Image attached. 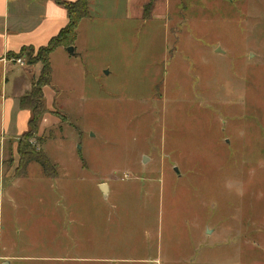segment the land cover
I'll return each mask as SVG.
<instances>
[{
  "label": "rangeland",
  "instance_id": "1",
  "mask_svg": "<svg viewBox=\"0 0 264 264\" xmlns=\"http://www.w3.org/2000/svg\"><path fill=\"white\" fill-rule=\"evenodd\" d=\"M89 3L75 41L80 97L63 87L77 73L54 60L65 126L16 139L61 177L51 194L4 206L0 254L9 264H264V0ZM5 153L17 170L18 151Z\"/></svg>",
  "mask_w": 264,
  "mask_h": 264
},
{
  "label": "crops",
  "instance_id": "2",
  "mask_svg": "<svg viewBox=\"0 0 264 264\" xmlns=\"http://www.w3.org/2000/svg\"><path fill=\"white\" fill-rule=\"evenodd\" d=\"M64 1L75 4L77 0ZM69 20L67 10L55 0H0V138H4L0 140V252L4 245L2 241L4 206L6 204L10 207L17 206L18 201L21 202L20 206L23 203L27 206L28 200L32 201L30 200L32 194L36 192L51 194L54 190V182L61 177L59 174L56 178H48L44 176L40 167L30 165L27 169V176L17 178L14 173L16 165H13V168H6L4 165L5 152L11 150V157L15 160L18 147L16 139L29 131L32 112L31 109L21 107V99L30 94L33 84L39 80L42 71L40 63L30 65L26 62L22 66L13 60L18 59L14 57L23 49L39 50L46 47L53 38L67 28ZM73 47L76 50L74 55L68 53V48L60 47L49 58L53 80H51V85L43 89L47 113L40 121L39 135L65 126L58 114L63 100L51 91L55 80V59H61L63 61L61 67L67 71L77 73V76L73 75L71 83L63 87L72 91L66 93L69 97H80L74 92V90L78 92L80 86L75 85L73 81L79 80L80 77L83 78L81 70L83 66L77 65L76 57L80 54V50L75 48V44ZM66 97L69 98L65 95L64 98ZM72 102L74 101L70 104ZM46 148L47 141L42 145L43 150ZM76 163L80 169L85 170L81 167V161H76ZM55 164L60 166L57 162ZM103 186H105V192H103L105 198H109L112 191L109 184L99 183L100 190L98 187L96 189L101 192ZM11 259L12 257L0 254V263L7 261L10 263Z\"/></svg>",
  "mask_w": 264,
  "mask_h": 264
},
{
  "label": "trees",
  "instance_id": "3",
  "mask_svg": "<svg viewBox=\"0 0 264 264\" xmlns=\"http://www.w3.org/2000/svg\"><path fill=\"white\" fill-rule=\"evenodd\" d=\"M57 4L63 6L69 15V25L57 37L53 38L46 47L39 49L37 57L32 56L34 49H23L20 54L14 58L22 59L26 57L27 64H42V71L32 87L29 95L21 99V107L31 109L32 118L30 120L29 131L24 134L26 139L36 134L39 129L42 117L47 113L44 102L43 89L51 85L52 67L49 61L51 54L60 47H73L76 41L77 29L82 21L91 18L89 0H77L74 3H67L64 0H55ZM67 37V38H66ZM69 37V39H68ZM25 51L29 52L28 54ZM30 140H26L25 146L18 147L19 165L15 170V177H26L29 165L35 163L43 170L44 176L56 178L57 173L50 159L44 151H36L30 145ZM47 140H39L42 146Z\"/></svg>",
  "mask_w": 264,
  "mask_h": 264
},
{
  "label": "water",
  "instance_id": "4",
  "mask_svg": "<svg viewBox=\"0 0 264 264\" xmlns=\"http://www.w3.org/2000/svg\"><path fill=\"white\" fill-rule=\"evenodd\" d=\"M230 1V0H229ZM67 51H68V53L70 54V55H74L75 54V51L76 50H74V47H69L68 49H67ZM176 170V172L178 173V170L177 169H175ZM105 186H103V192H105ZM4 264H9L8 262H6V263H4Z\"/></svg>",
  "mask_w": 264,
  "mask_h": 264
},
{
  "label": "built area",
  "instance_id": "5",
  "mask_svg": "<svg viewBox=\"0 0 264 264\" xmlns=\"http://www.w3.org/2000/svg\"><path fill=\"white\" fill-rule=\"evenodd\" d=\"M13 62H15V63H17V64H19V65H22V66H24V65L26 64V63H25L23 60H21V59H14ZM0 147H1V145H0Z\"/></svg>",
  "mask_w": 264,
  "mask_h": 264
}]
</instances>
